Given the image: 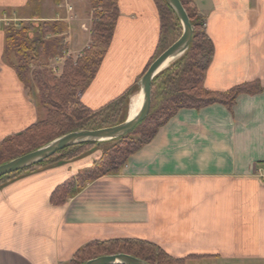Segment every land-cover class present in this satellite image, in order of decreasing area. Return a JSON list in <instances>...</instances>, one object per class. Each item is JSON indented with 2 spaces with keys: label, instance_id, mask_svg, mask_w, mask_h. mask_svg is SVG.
<instances>
[{
  "label": "crops",
  "instance_id": "obj_1",
  "mask_svg": "<svg viewBox=\"0 0 264 264\" xmlns=\"http://www.w3.org/2000/svg\"><path fill=\"white\" fill-rule=\"evenodd\" d=\"M193 2L213 45L204 88L252 83L259 91L239 95L231 108L178 111L118 174L86 182L61 206L50 204L52 192L100 151L1 186L0 264H69L90 242L123 239L152 243L184 264H264V0ZM117 8L108 50L80 98L91 110L137 85L156 53L153 0H118ZM3 48L0 32L3 106L17 99L24 106L26 88L5 71ZM26 103L22 128L0 142L36 123ZM7 110L0 108L1 121Z\"/></svg>",
  "mask_w": 264,
  "mask_h": 264
},
{
  "label": "trees",
  "instance_id": "obj_2",
  "mask_svg": "<svg viewBox=\"0 0 264 264\" xmlns=\"http://www.w3.org/2000/svg\"><path fill=\"white\" fill-rule=\"evenodd\" d=\"M86 1L96 12L92 24V44L76 60L65 59L59 77L50 76L51 71L45 74L42 68L48 65L49 59L64 57L67 44L63 33L67 28L62 21L40 20L41 0H27L26 7L30 10L28 22L18 26L11 24L3 29L4 60L11 63L18 81L23 85H29L28 75L31 74L43 114L23 133L9 136L1 142L0 164L32 152L68 133L113 127L126 120L130 97L139 91L138 85H133L97 110L85 107L80 100L108 50L118 16V0ZM179 1L192 26V41L180 58L153 79L151 107L146 119L122 138L73 146L33 167L1 177L0 187L18 176L75 160L91 150L99 149L100 158L90 168L79 172L75 178L67 180L52 192L50 204L61 206L78 193L86 182L118 174L128 159L149 143L178 111L200 110L214 104L231 108L239 95L259 91V87H253L252 83L241 84L225 92H211L204 88V76L213 56V45L205 34L204 22L198 16L193 0ZM153 2L160 21L159 40L154 58L144 72L181 34L179 20L168 4L164 0ZM173 32H178V35L169 43ZM12 56L16 64L10 60ZM30 65H34L35 70L30 71ZM113 254H127L148 264H184L187 259H174L147 241L123 239L90 242L74 254L69 264H83L90 259Z\"/></svg>",
  "mask_w": 264,
  "mask_h": 264
},
{
  "label": "rangeland",
  "instance_id": "obj_3",
  "mask_svg": "<svg viewBox=\"0 0 264 264\" xmlns=\"http://www.w3.org/2000/svg\"><path fill=\"white\" fill-rule=\"evenodd\" d=\"M41 19L40 20H47V21H62L66 24V32L63 33L65 37V43L67 44V51L63 58H53L49 59L46 67L44 66L42 69L45 74L48 71H51L53 77H59L62 73V68L64 65V61L67 58H72V60H76L78 57L83 55V52L88 46H91L92 40V24L95 21V10L91 8V6L87 3L86 0H41ZM22 0H0V4H3L4 7L0 5V32L3 34V29L11 24L18 26L20 23L28 22L30 10L26 6H22ZM27 4V2H26ZM95 12V13H94ZM181 33V32H180ZM178 35L177 33H172L170 35L168 41L169 43ZM5 57L2 56V61L5 64V71L9 72L8 69L14 70L11 63H7ZM13 64H16L15 58L13 56L10 59ZM34 65H30V71L35 70ZM15 72V71H14ZM30 79L29 85L25 86L26 91V98L29 102L34 105V110L32 111V117L37 115V121L41 118L43 111L38 105V93L35 84L32 81L31 74L28 75ZM3 80V79H2ZM50 81L49 78H47ZM1 85H3L1 83ZM27 99H23V102L26 103ZM11 101V100H10ZM14 101V100H13ZM18 99L16 100V106L11 105V107L3 106L4 103H8L9 100L7 98H3L0 96V108L2 111L4 108H7L8 113L0 117V135L6 136L10 132L19 131L22 126L18 127L17 125L21 123L23 118L25 117V111L27 110V106H21L18 103ZM2 105V106H1ZM4 107V108H3ZM14 125L12 128L11 126ZM30 127V126H29ZM25 131V130H24ZM24 131L20 132L23 133ZM7 133V134H6ZM17 134H12L9 136H16ZM7 136V137H9ZM5 137V138H7ZM4 138V139H5ZM2 139V141L4 140ZM1 141V142H2ZM0 142V144H1ZM99 149H94L86 154L87 155H94L98 153ZM3 159H1L2 161ZM87 184V183H86ZM89 186V185H88ZM87 187V186H86Z\"/></svg>",
  "mask_w": 264,
  "mask_h": 264
},
{
  "label": "water",
  "instance_id": "obj_4",
  "mask_svg": "<svg viewBox=\"0 0 264 264\" xmlns=\"http://www.w3.org/2000/svg\"><path fill=\"white\" fill-rule=\"evenodd\" d=\"M176 15L181 26V34L167 49L158 55L141 76L138 93L141 104L138 112L116 126L97 130H80L58 137L46 145L0 164V178L33 167L56 153L67 148L87 144L102 143L122 138L143 122L149 114L151 107V84L153 79L170 63L180 58L189 48L192 41V26L189 18L179 0H164ZM130 107V106H129ZM83 264H148L143 260L127 254H113L90 259Z\"/></svg>",
  "mask_w": 264,
  "mask_h": 264
},
{
  "label": "bare ground",
  "instance_id": "obj_5",
  "mask_svg": "<svg viewBox=\"0 0 264 264\" xmlns=\"http://www.w3.org/2000/svg\"><path fill=\"white\" fill-rule=\"evenodd\" d=\"M140 104H141V96L137 92V94H135V95H133L131 97V100H130V103H129V106H130L129 107V115L130 116H133V115H135L138 112V110L140 108Z\"/></svg>",
  "mask_w": 264,
  "mask_h": 264
},
{
  "label": "built area",
  "instance_id": "obj_6",
  "mask_svg": "<svg viewBox=\"0 0 264 264\" xmlns=\"http://www.w3.org/2000/svg\"><path fill=\"white\" fill-rule=\"evenodd\" d=\"M263 181H264V178H263ZM89 184H86V186H88Z\"/></svg>",
  "mask_w": 264,
  "mask_h": 264
}]
</instances>
